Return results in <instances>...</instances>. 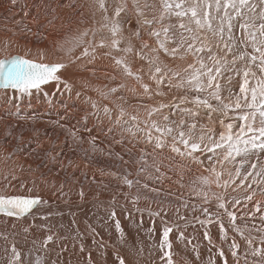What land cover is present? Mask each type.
Segmentation results:
<instances>
[{"label": "snow or ice", "instance_id": "snow-or-ice-1", "mask_svg": "<svg viewBox=\"0 0 264 264\" xmlns=\"http://www.w3.org/2000/svg\"><path fill=\"white\" fill-rule=\"evenodd\" d=\"M11 4L15 5L16 0H11ZM72 7L76 10V5ZM81 7L88 10L91 26L75 33L66 32L64 39L58 42V49L71 57L73 64L85 58L92 63L98 55L109 59L121 81L113 87L104 85L94 90L103 100L115 96L122 103L113 101L114 106L109 107L93 100L92 115L99 118L102 114L108 119L112 125L108 133L120 129L122 135L115 140L116 144L124 143L123 134L126 133L137 143L151 146V151L140 148L139 155H134L129 149L125 159L124 154L113 150L112 144L101 147L96 142L97 137L90 136L89 148L77 149L80 153L77 159L84 161L85 167H95L102 177L111 176L128 189L136 188L135 194L130 196L133 205L141 199L157 204L158 210H148L150 216L160 218L161 224L159 242L154 246L158 251L155 258L149 253L150 264L192 262L173 247L171 235L178 226L167 219L166 202L147 194L158 195L160 189L146 182L141 184L139 179H130L133 173L128 165H135L137 176L144 174L159 182L172 180L168 173L174 172L177 176L174 182L188 189V199L176 207L177 213L181 207H189L191 198H196L191 210L203 214V218L197 216L195 219L204 227L203 239L210 246L209 252L215 249L219 257L217 261L210 255L207 264H229L224 248L216 245L210 234L208 225L212 224L219 226L221 241H227L230 228L246 245L241 255V245L235 238L231 240L228 251L234 264H264V199H260L264 198V0H112L111 3L109 0H87ZM78 15L81 17L79 23H85L84 12ZM33 21L36 22L35 17ZM8 48L6 41L5 55L0 58V92L13 93L8 96L9 106L13 100L19 102L41 92L50 103L51 98L43 87L48 84H55V91H61L62 86L63 91L71 92L72 85L61 75L68 67L66 63H45L43 53L39 61L29 59V52L11 54ZM78 49L79 55L74 56ZM109 79L116 80L117 76ZM128 80L133 81L134 86L129 87ZM137 87L142 99L170 98L154 104L141 103L132 114L124 107L125 98L118 93L128 89L136 94ZM15 108L10 115L24 119L19 115V103ZM56 123L64 131L66 141L70 138L76 143L83 142V137L78 135L80 129L75 125L67 127ZM4 127L6 138L19 140L16 124L6 123ZM165 149L185 163L177 165L174 157L164 156ZM96 153L122 162V171H106L105 167H100ZM16 154L14 148L0 159L7 162ZM44 155L59 164V171H66L74 164L70 157L65 163L62 153L53 155L49 150ZM114 167L121 168V163ZM7 177L5 173L6 180ZM92 182L97 183L95 178ZM65 183L61 182L59 187L53 185L52 194L65 196ZM229 188L232 191L242 188L246 195L230 197ZM78 195L83 199L85 193L81 189ZM124 195L128 198L130 194ZM213 202L215 212L205 206ZM241 204L248 211L238 216L237 206ZM48 206L49 200L40 195L35 182L32 187L24 183L16 186L6 183L0 188V217L20 222L24 233L33 227L24 223L29 217L47 221L54 214L47 211ZM256 213L260 214V225L241 228L237 224L243 216L255 217ZM110 219L119 237L116 244L97 239L99 234L90 225L86 229L92 235L94 250L104 257L103 264H143V248L137 250L124 239L125 232L114 210L110 212ZM179 219L186 217L180 215ZM15 222L13 229L17 227ZM150 231L155 232V228ZM17 234L12 233L13 236ZM54 237L55 234H49L42 241L34 239L32 247L24 251L14 241H9L7 230L0 231V238L6 242L0 264H48V246L54 242ZM76 238L82 241L79 231ZM176 239L184 241V233L180 232ZM191 244L188 240L185 249ZM110 247L111 261L107 259ZM79 252H87V259L77 260L75 264H98L92 254L93 248H86L81 242ZM192 252L203 264L198 245L192 247ZM51 264H62L60 253ZM68 264L73 262L69 260Z\"/></svg>", "mask_w": 264, "mask_h": 264}, {"label": "bare ground", "instance_id": "bare-ground-1", "mask_svg": "<svg viewBox=\"0 0 264 264\" xmlns=\"http://www.w3.org/2000/svg\"><path fill=\"white\" fill-rule=\"evenodd\" d=\"M8 1L10 2L11 0ZM83 1L87 2V0H23V2L29 3V5H31L32 9H34L35 11H38L40 8L44 9L46 16H54L56 13L59 12V16L56 18L55 22H51L52 24H48L47 27L44 26L41 28L40 32L42 33V36L38 37L32 52H29L30 56L32 55L34 58L29 59L39 61L40 54L43 53L44 56H47V58L43 61L45 63H66L68 67L62 70L61 75L64 80H66L72 85V97L75 95V93H79L81 97H86L89 100L90 104L93 100H95L101 105H108L109 107H113V101H115L116 104L122 103V101L116 100L115 96L111 97L109 100H103L94 90L95 88L103 87L104 85L113 87L121 81L119 74L115 72L109 59L105 58L103 55H98L97 59L92 63H95L96 66H99L100 64L108 66L110 73L107 74V77L109 78L112 75L117 76V79L113 81L101 79L100 74L102 73V69H99L95 65H93L95 69L91 71H84V73L87 75L89 74L90 77L82 75L78 71V68L82 64L87 65L92 63H88L87 59L85 58L73 64L70 62L71 57L66 56L63 51H60L58 49V47H54L55 42L63 40L65 33L69 30L75 33L79 29L91 26L90 23L92 24V21L87 18L89 13L87 16H85V14L88 12V10L85 8H83L82 11L84 12L85 23H79L81 17L78 15V13L81 12L80 4ZM111 2L112 0H110V3ZM72 5H76V10L73 9ZM66 7H68L67 9L73 11L72 16L67 15V17L66 15H62L63 13L65 14ZM61 17L63 18L61 19ZM38 18H36V22H32V25L38 23ZM97 20H99V16H97ZM11 21L13 22V20ZM16 37L17 36H15L14 39ZM29 43H32V41H29ZM79 53L80 50L78 49L76 52L73 53V55H79ZM127 84L129 85V87L134 86V82L131 80H128ZM43 87L45 92L52 93L55 90V84H48ZM140 91L141 90L137 87L136 94L129 91L128 89H123L120 91V93H118V95H122L125 98L126 103H124V107L129 113L135 114L137 107L141 103L154 104L155 100H158L157 98H155L154 100H147L146 98L142 99L138 95ZM163 99L167 100L166 98ZM73 102L77 103L76 99H74ZM130 104L132 108L128 106ZM30 108L34 109V103ZM72 109H75L76 111L81 113L86 112L85 109L77 107L74 104L73 106L63 108L59 107V105L57 106V104H53L50 109L49 107L44 106L30 111V113L33 114V117H44L45 121L39 119V124H45L50 127L52 125L49 124L54 123L53 121H66L65 125L67 127H72L73 125H75L77 128H79L78 119L74 118L73 120H76V123H73L72 119L68 117L69 111H72ZM113 115H115V113ZM141 115H143V110H141ZM100 123L102 125H95L93 120H89L88 124L84 125L82 128H79L80 131L78 135L85 136L87 134H90L91 136L99 137V140H102L104 142L113 143V145L115 146L118 145L114 141L115 138L119 139L122 135L118 128H115L112 133H108V128L111 127L109 121H104ZM83 129H88V131L85 132L83 131ZM57 130H61V132H63V130L55 124V126H53L52 132L55 133ZM52 132L49 131L47 134L50 135ZM124 136L125 140L124 143L121 145L125 149H114V151L124 154L125 159L128 158L127 152L129 149H131L134 155H139V149L143 148L144 146H139L135 144L133 140H129L126 135ZM129 141H131V143ZM133 144H135V147H133ZM87 148L89 147H80V149ZM76 152L77 159L80 153L77 150ZM95 159L100 162V167H105L106 169L111 171H122V168L124 167L122 165V162L109 159L107 156L101 154L97 155ZM77 162L80 163L81 160L77 159ZM164 162L168 163V161L166 160ZM116 163H121V168L118 169L114 167ZM180 163L185 162L181 160L176 161L177 165H179ZM106 166L112 167L107 168ZM127 167H129L130 171L133 174H136L135 165H128ZM193 167L195 166L193 165ZM91 169H95L97 172H99L95 167H91ZM82 173H86L84 169L79 171L78 175H81ZM133 174L129 177L130 179H132L131 177H133ZM168 175L173 177L172 180H164L163 182L158 181V183L155 184L160 190H164L165 186L168 185L165 189V193L153 195V193L149 192V196L153 197V199H159L166 202L165 207H167V219L169 220L170 224H175L178 226L174 227L173 233L171 235L174 249H176L181 255L186 256L187 259L192 262V264H200V262L196 260L195 254L192 252V247L194 245H198L203 264H207V260L210 255L213 256L217 261H219V257L216 255L215 249H212L211 253L209 252L210 246L208 245V242L203 239L204 227H202L199 222L195 219V217L197 216L203 218V214L199 211L193 212L191 210V204L197 202L196 198H191L189 200V207L187 209L181 207L179 213H177L176 207H178L184 199H188V189L181 188L178 183L174 182L177 179V176L174 172H169ZM102 178L111 180V182L109 183L110 187H99L93 190H89L88 187H82V185H84L82 180H80L76 184V187H74L72 185V181L69 180L66 186V190L70 192L64 198H58L53 196L52 193L55 190L53 188V183L38 182L39 185L36 184L37 189L39 188L40 195L49 200V206L47 211L53 212V215L59 220L60 218L67 219L66 227L64 226V230H57L50 226L45 228L43 227V225H45L44 221L40 220L39 218H37L36 220H32L31 217H29L26 221H24V223L31 224L33 225V227L30 228L28 233H24L21 229L20 222H15L6 217H0V231L7 230V232L9 233V241H14L17 247L24 251H27L28 248L32 247V241L34 239L42 241L43 238L47 235L55 234L54 242L49 244L48 246V264H51L53 260L57 259V253H60V260L62 264H68L69 260H71L73 264H75L77 260L86 261L87 252H79L81 242L84 243L86 248H93V257L97 259L98 264H103L104 257L99 256L94 250V247L92 245V235L89 234L86 229L90 225L99 234L97 236V239L102 238L110 244H116L119 237L115 231L114 221L110 219V212L114 210L116 212V219L120 221L121 227L125 232L124 239L137 250L143 248V264H150L149 253L151 252L152 257L155 258L156 252L158 251V249H156L154 246L157 245L159 242L158 233L161 229V224L160 218L150 216L148 210H158L157 204L150 203L148 200L141 199L135 205H133L130 202V196L135 194L136 188L128 189L126 186L122 185L118 180L117 183H114L113 181L116 179L111 176H103ZM20 181L21 180H19V182H14V186L19 185ZM145 181V179L140 180L141 183H145ZM151 183L153 182L151 181ZM81 189L85 193L83 199H81L78 195ZM239 191H242L243 193L242 189H240ZM124 193H129V197L126 198ZM228 194L230 197H236L234 196V194H236V191H232V188L228 189ZM94 195H96V197H94ZM113 197H115L114 204L112 203ZM238 197L243 198L244 196L239 195ZM167 202H170V205ZM205 206L209 207L210 210L213 212L217 211L215 207V202H213L211 205ZM249 207H251V205H249ZM237 209H239V211L237 212L238 216L241 215V213L248 211V209L242 207V204L238 205ZM180 215L185 216L186 219H179ZM259 216V213H256L255 217H249L245 215L242 217V219L237 220V224L241 228H244L245 226L250 228L253 224L260 225L261 222ZM53 219L54 218H49L47 221ZM224 220L227 226V217H225ZM73 221H75V224L73 223ZM13 222L17 224V227L15 229L12 228ZM153 228H155V232L150 231ZM208 229L213 237L214 243L224 248L229 264H234L231 257V253L228 251L229 244L231 243V240L235 238L237 242L241 245L239 251L240 254L243 255L244 248L246 247L243 240H241V238L236 233L232 232L230 228L228 231L227 241H221L219 239L220 233L218 225H208ZM77 231L81 233L82 241L80 238H76ZM13 232H16L18 234L13 236ZM180 232L184 233V241H178L176 239ZM253 234L256 235L257 233ZM188 240H191L192 244L188 245L187 249H185V244ZM5 245L6 242L3 240V238H0V256L3 255V247ZM61 249L67 250L61 251ZM111 252L112 248L110 247L108 249L107 256V259L109 261H111L112 259ZM249 259H251V257H249Z\"/></svg>", "mask_w": 264, "mask_h": 264}, {"label": "rangeland", "instance_id": "rangeland-1", "mask_svg": "<svg viewBox=\"0 0 264 264\" xmlns=\"http://www.w3.org/2000/svg\"><path fill=\"white\" fill-rule=\"evenodd\" d=\"M85 3L86 2L83 1L80 4L81 11H83L81 5ZM0 8H1L0 58H3V56L5 55L4 46L6 41L9 44V48H8L9 53L24 55L26 52H32L36 40L38 39L39 36H42V33L40 32L41 28L44 26L47 27L48 24H52L53 22L56 21V18L59 16V12L56 13L54 16L53 15L46 16L44 9L40 8L38 11H35L34 9H32V6L29 5V3L23 2V0H16L15 5H12L11 1L9 2L8 0H0ZM67 8L68 7H66L65 14L63 13L62 15L72 16L73 11ZM25 13H27L28 15L25 16ZM87 15L88 12L85 14V16ZM34 17L35 18L39 17L41 20L38 18L37 20L38 23L32 25ZM62 18L63 17H61V19ZM87 18L90 19L89 15L87 16ZM11 20H13V22ZM49 21H51L52 23H49ZM15 36L17 37L14 39ZM29 41H32V43H29ZM58 42L59 41L55 42L54 47H58ZM28 58H34V57L32 55L31 56L29 55ZM46 58L47 56H44V59ZM93 65H95V63L87 64V65L82 64L78 68V71L82 75L90 77V75L85 74L84 71H91L95 69ZM96 67L102 69V73L100 74L101 79H107L109 81H113L107 77V74L110 73L108 66L100 64L99 66ZM54 92L55 94L53 95ZM47 93L51 98L50 103L49 100L45 98L44 93H40L39 95L34 93L30 98L24 97L19 102L13 100L12 106H9L7 102L8 96L13 95V93L0 92V157L7 155L8 153H11L14 148L16 149L17 152V154L13 155L11 159L7 162H4L2 159H0V187H3L6 183H10L11 185L14 186V182H19V180H21L20 183H24L28 187H32L33 182H35V185L36 184L39 185L38 182L41 183L50 182L53 183L56 187H59L61 182L66 181L64 188V192L66 193V195L70 192L66 190V186L69 180L72 181V185L74 187H76L77 186L76 184L80 180H82V182L84 183L82 187H88L89 190H93L99 187H105V185H107V187H110L109 185V183L111 182L110 179H103L100 175V172H97L95 169H91V167H85L84 161L81 160L80 163L77 162L76 150L80 149V147H89L88 139L91 136L90 134L82 136L83 137L82 143L73 142L70 138L67 139L66 141V136L64 131L61 132V130H57L55 133L52 132L53 126H55V124L58 126V124L56 123L57 121H53L55 124L50 123L49 125H52L50 127L45 124H39L38 123L39 119L45 121L44 117L43 116L33 117V114L30 113V111L44 106H47L50 109L53 104L54 105L57 104V106L59 105V107L61 108L73 106L74 104L75 106L86 110L85 113L78 112L75 109H72V111L68 110L69 111L68 117L72 119L73 123H76V120H73L74 118L78 119L79 128H82L84 125L88 124L89 120H93L95 125H102L100 122L108 121V119L103 117L102 114L99 118L95 115H92L93 109L91 107L89 100L84 96L82 97L80 95L77 96V93H75L76 96L74 95L72 97V92L69 93L63 91L62 87H61V91L54 90L52 93L49 92ZM155 98H157L160 101L161 99L165 100L163 98L169 99L170 97H155ZM74 99H76L77 103L73 102ZM158 100H155V103ZM17 103H19L20 105L19 115L21 117H24V119H17L15 116L10 115L11 112L16 111L15 105ZM33 103H34V109L30 108ZM128 106L132 108L131 104ZM85 117L87 118L85 119ZM6 123L17 125L15 132L17 135H19L20 137L19 140L13 137L6 138L4 136V131H5L4 126ZM59 123L65 124L66 121H61ZM118 130L120 131L119 128ZM49 131L52 132L50 135L47 134ZM83 131L86 132L88 131V129H83ZM123 135H126L128 139L132 141V138L128 136L126 133ZM115 140L116 138L114 139V141ZM96 142L101 147H104L108 144H112L113 150L125 149L121 144L115 146L113 145V143H107L102 140H99V137H97ZM133 142L139 146L142 147L144 146L143 148H145L147 151H151V146H146L144 144L137 143L134 140ZM69 145H71V147H69ZM33 149H36V151L33 152L32 151ZM49 150L52 152L53 155H56V153L64 154L62 155V159H64L65 163H67V158L69 157L72 158L74 161L73 166L67 167L66 171H59V167H60L59 164L53 163L51 161V157H45L44 155L45 152ZM97 155H100V153H96L95 158L97 157ZM164 156L174 157L175 162L180 160L179 157H175L174 154L170 153L167 149H165L164 151ZM45 164H47V167L44 166ZM83 169L86 173L78 175L79 171ZM107 170L108 169H106V171ZM5 173L8 174L7 180L5 179ZM13 176H15V179L12 178ZM93 178H95L97 183L92 182ZM131 178L133 180L145 179L146 180L145 182L148 183L150 187L155 186L157 188L155 184H157L158 181L149 179L144 174H141L139 176L133 174V177ZM101 181H103V183H100ZM151 181L153 183H151ZM113 182L117 183L118 181L114 180ZM143 183L144 182H142L141 184ZM238 183L239 181L237 180V184ZM167 186H165V189L167 188ZM232 187H236V185H233ZM165 189L160 190L159 193H165ZM240 189L242 188L236 189V194H234V196L238 197L239 195L241 196L246 195V192L242 189L243 190L242 193V191H239ZM147 194L149 195V193ZM153 195L156 194L153 193ZM65 196H63L62 198H64ZM55 197L61 198L59 193H57ZM94 197H96V195H94ZM49 218H54V219L50 221H44L45 224H47L48 226L57 230H64V226L66 227L67 219L60 218L59 220L54 215L50 216Z\"/></svg>", "mask_w": 264, "mask_h": 264}]
</instances>
